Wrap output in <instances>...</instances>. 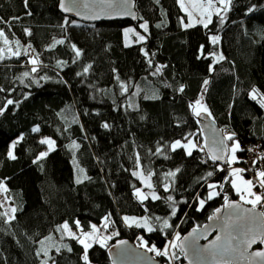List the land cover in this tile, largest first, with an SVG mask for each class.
<instances>
[{"label": "trees", "instance_id": "trees-1", "mask_svg": "<svg viewBox=\"0 0 264 264\" xmlns=\"http://www.w3.org/2000/svg\"><path fill=\"white\" fill-rule=\"evenodd\" d=\"M59 5L60 0H27V6L25 0H0V30L21 53L14 56L5 50L0 60V106L7 99L18 102L0 114V181L7 184L16 208L15 218L8 219L0 201V264H42L37 255L40 240L51 233L58 239L48 263L85 264L83 246L58 230L64 222L77 230L76 220L84 232L95 224L110 234L105 246L94 243L88 249V257L90 264H112L108 251L118 241H131L148 251L142 246L147 241L148 247L161 250L176 233L182 237L204 225L226 203L225 194L228 202L239 201L229 163L213 162L204 149L191 105L203 94L224 135L236 134L244 149L237 152L239 164L251 178L249 145H264V108L249 96L254 86L264 92V0H233L223 23L215 15L207 28H184L178 0H135L136 23H85L63 14ZM251 5L257 10L249 13ZM145 21L147 32L140 27ZM129 26L142 30L146 39L126 45L124 30ZM213 35L219 37L216 44L211 42ZM57 40L64 43L50 47ZM73 44L81 51L79 57ZM31 54L38 60L36 72H31ZM158 67L160 72L153 75ZM181 85L183 92L178 91ZM104 123L110 127L104 128ZM37 126L40 131L33 132ZM20 136L23 140L14 149L17 158L12 160L7 155L10 144ZM44 136L53 138L56 147L34 164L45 149L40 143ZM191 137L204 151L198 148L188 156L183 148L169 147ZM226 141L230 147L232 141ZM73 154L87 172L88 178L80 183L75 181ZM139 167L152 173V187L160 199L137 197L135 191L143 182L133 173ZM177 168L181 171L175 177L167 175ZM210 171L213 176L202 179ZM210 183L217 185L219 195L208 200ZM169 196L176 202L175 216L170 215ZM199 199L206 200L203 208ZM258 207L264 213V200ZM124 216H147L155 231L129 225ZM163 219L172 227L163 228ZM150 253L169 264L168 257ZM174 260L186 264L180 249Z\"/></svg>", "mask_w": 264, "mask_h": 264}, {"label": "snow or ice", "instance_id": "snow-or-ice-1", "mask_svg": "<svg viewBox=\"0 0 264 264\" xmlns=\"http://www.w3.org/2000/svg\"><path fill=\"white\" fill-rule=\"evenodd\" d=\"M159 2V0H157V3ZM178 2L180 3L181 7L184 8V11L188 13L189 17L192 16V12L189 11V9L187 7L184 6V0H178ZM100 3L102 5H106L107 8H111L115 11V15H132L133 18H136L134 13H132L130 7H129V0H100ZM25 5L27 6V0H25ZM218 5V6H217ZM77 6V0H71V3H67L66 0H61L60 2V7L63 9L64 12H72L75 7ZM84 7H89V5L87 3H85L83 5ZM233 6V0H203V3L199 9V11L201 12V15L206 17V19H202L199 22L203 24V26L205 28L208 27V24H210L212 22V15L215 14L221 21V23H223L225 16L227 14V12H229L232 9ZM257 10V6L256 5H251L250 7H248L247 11L249 13H252L254 11ZM30 14V13H29ZM77 15H80L79 12L76 13ZM92 19H98L99 16L98 15H93L91 17ZM69 21L67 19H65V24H68ZM71 23H76L75 21H72ZM192 24H186L184 25V27H192ZM140 27L142 29H144L145 32H147L148 30V23L147 21H145L144 23H142L140 25ZM157 27H160V25H157ZM125 34H127L130 31H134L133 29H125ZM30 34V33H29ZM139 40L143 41L146 39L145 36L139 35V33H137ZM0 37H4L5 43H8L7 37H5V34L3 32V30H0ZM219 40L218 36L213 35L211 37V42L213 44H216ZM64 40H57L55 41V43L53 45H51L50 47H55L56 44H63ZM17 47H19V42H17ZM72 48L75 50V54L77 57H79L81 55V51L76 48V45H72ZM5 49L0 48V60H2L3 57V53H4ZM8 52H10L12 55L14 56H20L21 53L20 51H12L11 48L7 49ZM202 51V48H201ZM148 53L145 52V56H147ZM210 55L216 56L217 60H222L225 59V57H223L222 54L220 55H216L215 53H210ZM30 62L33 65H36L38 63L37 58H31ZM58 63H66V62H58ZM149 64H151V60H149ZM90 67V65H89ZM163 67V66H161ZM160 67H158L156 69L155 72H153V75H156L157 73L160 72ZM37 69L34 66L31 69V72H36ZM85 72L88 71V68L84 69ZM29 72H24L23 76L27 77L29 76ZM77 75H81V73H78ZM38 83V81H37ZM208 84V80L204 81V85ZM127 90V88L125 87V91ZM0 91H4L3 88H0ZM179 92H183L184 91V86L181 85L180 88L178 89ZM250 99L254 100V101H258V103L260 104V106L262 108H264V92H261L259 88L257 87H252V89L250 90L249 93ZM203 100V94H201L200 99H197L195 101V103L193 105H191V107L193 108V110L195 111L196 115L199 116L201 115V113H207L208 115H211L210 111L208 110V108L203 105L201 103V101ZM13 104H17L18 106V102L12 100V99H7L5 104L3 106H0V114H2V112L4 111V109L8 106V105H13ZM104 128H109L110 125L107 123L103 124ZM33 132H39L40 129L39 127H34L32 129ZM223 131V130H221ZM189 136H191V134H188ZM236 134L234 132L231 133H226L222 138H220L218 141H215V143L219 144V145H224V141L228 140V141H233L232 145L230 147H228L227 145H224L223 147L220 148H212L210 150V159L213 162L219 161V160H223L225 158L226 155H228L230 153L229 159H228V163L232 164L234 162H237L238 158L236 156V153L238 151H244L243 148H241L240 146V142L238 140L235 139ZM20 140H23V136H20L18 140H15L12 142L11 144V150L8 151L7 155L10 159L15 160L17 157L14 154V149L16 148V145L20 142ZM41 144H45L48 146V151H43L40 152L36 159L33 160V163H38L39 161L43 160L44 158H46L49 154V151L53 150V146L55 144V141L50 139V138H44L42 140H40ZM74 147H78V145L73 144ZM169 147L175 151L178 148H183L187 150V155L191 156L192 155V150L194 148L197 147V144L194 143L192 140H187V143H182L181 140H175L174 142L171 143V145H169ZM161 148H157V152H161ZM200 151H204L203 148H200ZM248 151H255V149H248ZM257 160H264V154H259L257 156ZM207 162V161H205ZM257 161H253V164H255ZM73 163L75 164L76 161L73 160ZM221 170L222 167H221ZM81 171H83V169H81ZM181 169L177 168L174 172L170 171L167 173L168 176L171 177H175V175L180 172ZM245 169H241V168H233L231 169V173L230 175H236L239 176L240 173L244 172ZM213 172H208L206 174V177H203L202 179L207 180L208 177H212L213 176ZM133 175H140V173L138 172H134ZM152 175L151 172L148 173V176L150 177ZM257 176L259 178V184L261 187H264V170H258L257 171ZM88 177H85V179H87ZM141 179H144V177L141 175ZM77 183H80L81 180L79 178H77ZM232 185L235 188V190L241 194L240 198L241 200H244L246 203H249L252 205V208H248V209H240L239 212H235V213H230L228 216L224 217V220L226 221L223 224V228L224 229H231V231H229L228 233V237H227V241L224 244H217L215 241L211 243L210 246H199L198 244V239L199 237L196 236L197 233V228H194L192 230V233H190L189 235L193 237V239L190 241V243L187 245L188 247L191 248L192 250V255L196 258H201V257H210L214 260H216L217 258H219L220 261H223V264H230V262L226 259L227 256L230 255H235L238 256L240 258H243L245 260H249L252 257H259L260 260L257 262V264H264V251H257L254 253H250L248 254L247 250L249 247H251V245L253 243H256L257 239L260 240L261 243H264V230H261L259 232L254 231L252 228H247L246 230L242 229L241 226L239 224H236L235 221H233V216L236 217L237 220L243 218V217H247L250 218L251 220H255V216L253 215L254 210L256 208V205L258 203H261L262 200H264V197L260 196V195H256L255 193L252 192V187H253V181L252 180H243L242 181V185L237 184L235 182V180L232 181ZM147 186L149 188L152 187V185L150 183L147 184ZM209 189H216L217 185L214 183H210L207 185ZM221 190H223V185H220ZM164 189L165 191H167L169 189V185L165 184L164 185ZM0 191L3 192H7V188L4 185V183L2 181H0ZM136 194L137 196H140L142 199H147L148 197L143 195L141 189L137 188L136 189ZM215 195H219V192H215V191H210L207 198L208 200H211L213 198V196ZM246 197H254L252 199H247ZM151 198L153 200H158L160 199L159 196L155 195L154 193L151 195ZM167 200L171 202L170 207L172 208L171 211V216H175L177 213V208L175 206L176 202L173 200V197L169 196L167 197ZM224 200L226 202L225 207L228 208H239V205H236L234 203H229L228 202V196L225 194L224 196ZM199 205L201 208H203L206 200L205 199H199L198 200ZM220 209H216V213H220ZM12 212L15 213L16 212V208H12ZM2 215L7 216L8 213L5 212ZM261 217H264V213H260L259 214ZM14 216L9 217V219H14ZM109 217L106 216L104 217L105 221H108ZM209 219H212V217H209ZM217 219H219V217H217ZM123 220L125 222H131L134 223L136 225V227H141V228H145L147 229L148 232H153L155 231V228L153 227L152 223L150 222V218L145 216L142 218H135V217H128L125 216L123 217ZM154 220L156 222H161V218L160 217H155ZM75 225L77 226L78 229H80L81 231V236H77V234L75 232H72L69 224L67 222H64L62 225H60L58 227V230L64 231L66 232V234L70 237H72L73 239H76L77 242L83 246V255H82V260L85 262V264H90L89 262V257H88V249L92 247V245L94 243H99L102 246H105V242L108 239H111V236H98L97 233L99 232V229L97 228V226L95 224L91 225V231L89 232H83V230L80 228V221L76 220L74 221ZM107 223L105 224V227H107ZM162 227L163 228H170L172 227L171 224H169L168 219H163L162 220ZM242 232V235H240V233ZM235 233V234H234ZM116 234V233H113ZM46 239H50V238H46ZM142 239V238H141ZM221 237L217 236L216 237V241H220ZM189 237H183L181 238L179 233L175 234V240L173 241H169L168 244L164 247L163 250L157 249L155 247V245H152L151 247L147 246V241L143 242L144 247L147 248V250L149 252H155V254L157 256H165L168 257L170 260L173 259L174 257L169 255V247L171 248H176L179 247L181 249L182 252H184L185 249V244L183 243V241H188ZM176 241H182L180 244H177ZM41 244H43L44 242L41 241ZM121 244L125 243L124 241L120 242ZM64 248H66L68 251H72V249L68 246V245H63ZM60 247H56V251L60 252ZM44 254L47 255V250H43ZM41 253L37 252V255L39 256ZM121 254H126V250H122ZM185 255H187V252H184ZM178 258V257H176ZM42 264H47V261H42ZM113 264H116L115 260L113 261Z\"/></svg>", "mask_w": 264, "mask_h": 264}, {"label": "water", "instance_id": "water-1", "mask_svg": "<svg viewBox=\"0 0 264 264\" xmlns=\"http://www.w3.org/2000/svg\"><path fill=\"white\" fill-rule=\"evenodd\" d=\"M61 2V0H60ZM67 3H71V0H66ZM87 3L89 7H84L83 5ZM60 7V5H59ZM129 7L134 13L136 18H133L132 15H115V11L111 8H107L106 5H102L100 0H77V6L72 12H64L63 9L60 7V10L63 14L73 17L77 20L83 21L85 23H95L100 21H115V20H130L131 22L136 23L138 21V12L135 6V0H129ZM79 12L80 15L76 13ZM93 15H98V19H92ZM198 124L200 126L201 134L203 136L204 141V149L210 157V150L212 148H220L224 145H227V141H224V145H219L215 143L220 138L224 136L223 131L218 126L217 122L212 118L211 115L207 113H201L198 116ZM228 155L225 156L223 160L216 161L221 165H226L228 163ZM229 203H234L239 205V208L233 207L228 208L225 207V204L221 205L219 209L221 210L220 213H216V211L212 214V219H208L207 222L197 228L196 236L199 237L198 244L199 246H210L212 242H216L219 244H224L227 241L228 233L231 229H224L223 224L226 222L224 217L228 216L230 213L239 212L242 209L252 208L251 205L244 204L240 201H232ZM263 213L261 209L258 207L255 208L253 215L255 216V220H251L250 218L243 217L239 220L233 216V221L236 224H239L242 229L246 230L247 228H252L254 231H261L264 230V217H261L259 214ZM219 217V219H217ZM194 229V228H193ZM191 229L187 232L183 237H189L188 241H183L185 244L184 252L188 254L185 255L183 253L184 261L186 264H223V261H220L219 258L216 260L210 257H201L196 258L192 255V250L187 245L193 239L192 236L189 234L192 233ZM235 234V233H234ZM242 235V232L240 233ZM221 237L220 241H216V237ZM121 241L114 243L109 248V257L111 263L115 260L116 264H161L159 260L153 257V255L141 248L136 247L131 241H125V243L121 244ZM182 241H179V244ZM260 246V247H258ZM180 249V248H179ZM122 250H126V254H121ZM181 250V249H180ZM257 251H264V243H261L259 239H257L256 243H253L251 247L248 248V254L254 253ZM226 259L230 262V264H257L260 260L259 257H252L249 260H245L235 255L227 256Z\"/></svg>", "mask_w": 264, "mask_h": 264}, {"label": "rangeland", "instance_id": "rangeland-1", "mask_svg": "<svg viewBox=\"0 0 264 264\" xmlns=\"http://www.w3.org/2000/svg\"><path fill=\"white\" fill-rule=\"evenodd\" d=\"M202 3H203V0H184V6L187 7V8L189 9L190 12H192V16L189 17L188 13L185 12V11H184V8L181 7L182 10H183V12H184V14H185V17H183V21H182V23H183V27H184V25H186V24H192L193 26H195V25H203L202 23L199 22V21L202 20V19H206V17L202 16V15H201V12L199 11V9H200ZM217 6H218V5H217ZM214 16H215V14L212 15V18H213ZM184 28H186V27H184ZM126 29H133V30H134V31H130V32H128L127 34L124 35V41H125V44H126V45H131V44H133V43H135V42H139V41H141V40H139V37H138L137 33H139V35L144 36L142 30H140V29H136L135 27L129 26V27H127ZM7 40H8V39H7ZM2 42H4V43H3V47H2V49H5V50L7 51L8 48H11L12 51H16L14 48H12V42H11L10 40H8V43H7V44L5 43V40H4V39L2 40ZM7 54H8V51H7ZM9 54L12 55L10 52H9ZM31 58H35V57L32 56V54H31L30 59H31ZM30 64H32V63L30 62ZM32 65H33V64H32ZM34 66H35V65H33V67H34ZM201 103H202L203 105H205L204 100H202ZM205 106H206V105H205ZM194 112H195V111H194ZM202 113H203V112H202ZM44 138H50V139L54 140L53 138H51V137H49V136H44L42 139H44ZM18 139H19V137L16 138L15 140H18ZM42 139H41V140H42ZM189 139L192 140L194 143L197 144V147L194 148V149L192 150V152H193L194 150L198 149V148H203V147L200 146L199 142L195 139V137H191V138H189ZM189 139H188V140H189ZM15 140H14V141H15ZM54 141H55V140H54ZM181 141H182V143H187V140H181ZM12 142H13V141H12ZM12 142H11V144H12ZM232 143H233V141H232ZM232 143L230 144V146L232 145ZM11 144H10L9 150H11ZM72 146H73V144H72ZM55 147H56V141H55V144H54V146H53V149H54ZM185 150H186V149H185ZM13 151H14V150H13ZM43 151H48V146H47V145H45V149H43ZM43 151H42V152H43ZM49 152H50V151H49ZM186 152H187V150H186ZM229 156H230V153H229ZM229 156H228V159H229ZM236 156H237V158H238L237 162H234V163H232V164H229L230 172H231V169H233V168H241V169H244V167H243L241 164H239L240 159H239L237 153H236ZM73 160L76 161L75 164L73 163L74 170H75V181H77V178H79L81 181H83V180L85 179V177H87L86 169H85L83 166H81V165L79 164L76 154H73L72 162H73ZM250 168H251V167L248 166V169H250ZM81 169H83V171H81ZM253 169H254V168H253ZM135 172L140 173V175H137L140 179H141V175L144 177V179H141L142 182H143V187H142V188H139V189H141L143 195H145V196H147V197H151V195L154 193L155 195L159 196V194L153 189V187L149 188V187L147 186L148 183H150V184L152 185L151 177H149L148 174H145V173L143 172V170H142L140 167H139L137 170H135ZM233 180H235V182H236L237 184H240V185H242V181H243V180H252V181H253V187H252V189H251L252 192L255 193L256 195H260V196H262V194H263L262 192H263V190H264V187H261L260 184H259V182H258V181H259V178H258V176H257V172H253V175H252L251 178L246 177V176L244 175L243 172L240 173L239 176H236V175L233 174V175H232V181H233ZM2 182L4 183V185L6 186V188L8 189L7 184L5 183V181H2ZM257 185H258L259 187H257ZM211 191H215V192H216V190H211ZM236 192H237V191H236ZM135 193H136V191H135ZM237 193H238V192H237ZM136 195H137V194H136ZM239 195L241 196L240 193H239ZM137 197H138L140 200H144V199H142L140 196H137ZM246 198H247V199H252V198H254V197H246ZM0 201H1L2 207H3V209H4V212H7V213H8L7 218L9 219V217L14 216L15 213L12 212V208H14V206H13L11 200L9 199V197H8V195H7V192L0 191ZM239 201L242 202V203H244V204L251 205V204H249V203H246L244 200H241L240 197H239ZM258 205H259V203L256 205V207H258ZM251 206H252V205H251ZM258 208H259V207H258ZM259 209H260V208H259ZM124 217H125V216H124ZM128 217H135V218H137V219L142 218V217H140V216H128ZM125 223H127V224H129V225H133V224H134V223H131V222H125ZM134 225H135V224H134ZM96 226H97V228L99 229V232L97 233L98 236H100V237H102V236H110V234L107 233V232H106L104 229H102L100 226H98V225H96ZM70 229H71L72 232H75V233L77 234V236H81V231H80V229L74 230V229H72L71 227H70ZM60 231H61V230H60ZM62 232H64V231H62ZM83 232H84V231H83ZM88 232H89V231H88ZM64 234L67 235L66 232H64ZM67 236H68V235H67ZM69 237H70V236H69ZM46 238H50V239H46ZM181 238H182V237H181ZM57 239H58L57 235H56L55 233H51V234L45 236L44 238H42V239L40 240V242H41V241L44 242L43 244L40 243L41 246H40V250H39V252L41 253L40 255H41L42 261H45V260L47 261L48 257H49L50 254H51V250H52V248H54V247L56 246ZM108 240H109V239H108ZM108 240H107V241H108ZM173 240H175V235H174L171 239H169L168 242H169V241H173ZM107 241H106V242H107ZM106 242H105V243H106ZM168 242H167V244H168ZM176 243L179 244V241H176ZM98 244H99V243H98ZM167 244H166V245H167ZM166 245H165V246H166ZM150 247H151V246H150ZM45 249L47 250V255L44 254V251H43V250H45ZM163 249H164V248H163ZM163 249H161V250H163ZM178 251H179V247H176V248H171V247H169V255L173 256L174 258H175V255L177 254ZM153 253L155 254V252H153ZM153 257H154V256H153ZM154 258H155V257H154ZM174 258L171 259V260H169V264H174V262H175ZM47 264H50V263H48V261H47Z\"/></svg>", "mask_w": 264, "mask_h": 264}, {"label": "built area", "instance_id": "built-area-1", "mask_svg": "<svg viewBox=\"0 0 264 264\" xmlns=\"http://www.w3.org/2000/svg\"><path fill=\"white\" fill-rule=\"evenodd\" d=\"M248 149H255V151H247V162L251 168H254V172L258 170H264V160H257L259 154H264V145L262 142H254L249 145ZM253 161H257L253 164ZM139 242V240H137Z\"/></svg>", "mask_w": 264, "mask_h": 264}]
</instances>
